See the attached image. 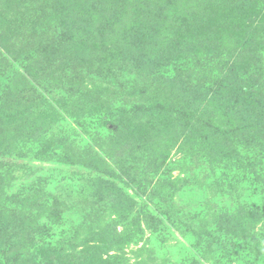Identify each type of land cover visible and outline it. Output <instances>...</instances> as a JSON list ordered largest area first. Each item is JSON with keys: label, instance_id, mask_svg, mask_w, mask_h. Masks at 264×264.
<instances>
[{"label": "rangeland", "instance_id": "1", "mask_svg": "<svg viewBox=\"0 0 264 264\" xmlns=\"http://www.w3.org/2000/svg\"><path fill=\"white\" fill-rule=\"evenodd\" d=\"M98 1L85 0V8L89 2L94 12L81 16L90 25L81 24L78 32L86 33L89 28L101 32L99 23L111 22L108 29L113 40L107 37V48L99 42V33L95 43H81L78 36L70 40L56 61L64 66L63 78H56L50 93L41 91L46 104L35 106L26 91L15 88L16 74L25 75L24 66L31 67V58L37 54L35 45L24 46L22 41L30 28L21 30L17 43L10 46L24 47L23 58L16 62L21 67L15 65L14 79L8 80L10 94L17 96L9 113L16 117H7L9 134L0 140V264H189L193 260L199 264H264V148L259 133L246 129V136L254 135L257 143L236 142L240 136L234 131L236 138L231 135L228 142H218L217 154V147L202 145L201 133L211 132V125L226 128L216 121L218 103L207 98L197 106L198 111H205L203 120L209 115L210 126L193 132L188 142L178 129L170 128L168 134L163 131L172 117L155 118L153 110L144 107L178 98L187 102V91H182L191 81L187 73L201 84L217 85L226 62L212 54L219 45L221 50L230 47L234 56L254 53L264 65V0H149L160 8L164 22L160 23L161 34L142 43V57L154 56L175 42L169 59L177 64L172 62L171 68L183 65L185 75L179 80L174 73L159 72L147 83L143 74L145 85L138 88L137 32L126 39L122 35L137 24V18L130 15L115 20L104 12L105 0ZM47 9L46 15H54L52 5ZM22 10H10L7 17L20 25ZM71 19L79 21V15L74 13ZM185 19L190 28L177 32L175 24ZM246 19L251 23H245ZM67 27L77 29L76 24ZM195 27L198 35L193 32ZM205 38L208 44L202 46ZM123 41H129L134 58L127 62L126 78H119L120 66L125 64L114 60V72L121 82L113 74L104 77L97 65L104 49H122ZM197 91L203 95L201 89ZM101 114L108 115L105 125L115 124L116 132L98 123L79 126L86 118ZM35 116L38 130L30 134ZM237 119L230 118L233 122L227 127L242 123L241 117ZM48 138L52 141L41 147ZM85 164L95 165L96 171ZM88 173L111 182L105 186ZM183 176L173 189L172 177ZM143 185L147 192L140 190ZM172 209L179 213L182 227L183 222L188 225L189 217L198 218V227H205L202 234L216 229L209 219L215 212H227V228L230 222V230L232 226L237 233L220 230L210 247L197 255L191 232L171 229L165 211Z\"/></svg>", "mask_w": 264, "mask_h": 264}, {"label": "trees", "instance_id": "2", "mask_svg": "<svg viewBox=\"0 0 264 264\" xmlns=\"http://www.w3.org/2000/svg\"><path fill=\"white\" fill-rule=\"evenodd\" d=\"M17 2V0H7V4H0V140L6 139L9 134L7 117H16V114L11 112L9 113V111L13 110L16 106L15 105L13 107V103L16 102L15 98L17 96L15 93L10 94L11 87L8 86V80L14 79L13 75L16 74L15 72H17L14 69L15 65L21 67V64L16 62L17 59L21 60L23 58L20 56V52L23 51L25 43L29 45H35V52L37 54L31 58L32 64L34 65H29L31 66L29 68L24 66V69L27 71L25 74L26 76L23 73L16 74L18 77V84H14V86L16 85L15 88H18L22 93H25L26 91L27 97L34 101V105L40 106L42 103L46 104L47 101V99H45V97L41 94V91L50 93L52 88L55 89V87H53V83L57 82L56 78L58 76H62L63 78V74L65 73L64 66L59 65L60 63L56 61H58L60 53L66 48L70 40L78 36L81 43H95L97 41V33H99V42L103 43L105 45L104 47L107 48V37H111V32L108 29L110 28L109 26L111 22L110 24L105 22H103V24L99 23L101 32H99V29L98 31H93L91 28H89L86 33L78 32L80 31L81 24H86L87 26L90 25V21L87 19L82 20L81 16L93 14L94 12V7L93 5H90L89 2L87 8H85V0H23L21 4H18ZM98 2L100 3L101 1L99 0ZM105 2L107 5H105L106 7L104 12H109L108 15L113 16L115 20H119V18L129 19L130 15H134V17L137 18V24L134 27L131 26L129 28V33L125 31L122 34L123 39H126L129 34H136L137 32V43H139V45H137V88L139 85H145L142 79L143 74L147 76V83L150 77L156 75L159 72H163L165 75L174 73L178 75L179 80L184 77L185 74L183 73V65L177 68L175 66L171 68L173 64L172 62L177 64V61L173 60L171 62L169 59L170 53L172 52V45H175V42H173L171 46H168L169 48L167 47L165 49L158 50L160 52L156 51L154 56L150 55V57H142V55L145 53L144 51H141L140 48L142 43H144L146 39L151 40L152 38H155L158 32H161L160 23L162 25L164 22V19L160 18L161 10L156 6V4H153L154 2L149 3V0H105ZM51 5L55 10V12H53L54 15H46L45 12L48 10L47 7L49 8ZM10 10H22L21 13L23 14V18L20 20L22 22L20 25L17 24V20L13 22L9 19V17H7ZM74 13L79 15V21L75 20L74 22L71 19V15ZM103 17H105V15H103ZM247 22L249 21L246 19L245 23ZM226 23L228 24L229 22ZM69 24L73 26L76 24L75 28L77 29L75 31H70L67 27ZM187 24L188 21L185 19L182 21V23L179 22V24H175L174 27L177 28V32L182 30L185 31V28L189 27ZM24 28H30L28 34L24 39H22L24 46L21 47L19 44L17 47L10 48V46H13L17 43L16 39H19L20 31ZM39 29H42L41 32ZM193 29V32L196 33L195 35H198L199 32L197 28L195 27ZM189 30L190 32L192 31L191 29H188V31ZM89 36H91V38H89ZM35 37L38 38L37 41H33V38ZM111 38L113 40V37ZM208 40V38H205V40L201 42L202 46L204 44H208ZM118 43L119 41H117L115 45H118ZM123 44L124 46L122 49H112L111 47L104 49L105 53L101 55L100 62L97 65L100 67V73L104 74V77L113 74V78H118L114 72L116 67L113 65V62L115 59H117V62L119 61L118 64L121 62L125 64L123 67L120 66L121 75H119V78H124L129 73V71L126 69L127 62H130L134 58V54L132 50L129 49V41H123ZM217 49L219 50L215 53H212L214 57L216 59L220 57L223 59L226 58V62H224L221 66V78L218 79L217 85H204L203 82L201 84V82L195 79L194 76L187 73L188 80L191 81H189L184 89H182V91H187V95L189 97L187 102H183L178 98L169 104L161 103L160 105L159 103H156L155 105L144 107L145 109L153 110V117L155 118H163V114L167 115L168 117H172L169 123H165L166 126H163V131H165V134H168L171 133L170 128L178 129L180 130L179 132H181L180 134L184 136L183 139L185 138L188 142V138L192 137L193 132H201V129L199 128L202 126H210L209 115L205 120H203L205 111H198L197 108L201 102H204L208 98L209 102L212 103L213 100V103H218V112L215 113L217 114L216 121H218L219 126L224 123L226 128H218L216 125H211L213 129L211 132L207 133V135L201 133L202 145L205 142L210 145L211 148H216L219 145L218 142H228L231 135L232 137L236 138L234 131L236 132L237 136H240V138L236 139V142H240L242 140L245 142H252L255 140L257 143L258 139L255 138L254 135L246 136V129H250L254 131V133H259L257 137L262 142V144H259H261V147L264 148V65L258 63V55L254 53L249 54V52L246 53L245 51V55L243 54L240 56V54L234 56V52L230 47H224L221 50L219 45ZM15 52H18V54L16 53L12 56V53ZM179 52L181 53V51ZM189 57L192 56L189 55ZM35 58L36 60H34ZM41 61H44V64L40 63ZM191 62L192 61L187 63L188 67ZM200 75L202 78L204 77L202 73ZM119 81H121V79H119ZM127 82L129 81L126 80L125 83ZM197 89L202 90V96L199 95ZM36 96L38 98L34 99ZM138 110L140 111L143 109L140 108ZM107 117L108 115L101 114L91 119L86 118L88 121L86 123H84L85 121H81L79 126L85 127L89 124L95 125L98 123L100 126H104L108 132H116L115 124L108 126L105 125V119H107ZM239 117L242 118V123H232L230 124V127H227L230 122H233L229 120L230 118L237 119ZM35 120L36 116L33 117L32 122L35 128L31 127L28 129L30 134H35V132L38 130V124L35 122ZM150 124L152 126L156 125V123L153 122ZM159 130L162 131L161 128ZM220 135L223 137L219 138ZM50 141L52 140L49 138L45 139L41 143V147L46 148L45 146ZM58 142H60V145L63 144L61 143V140ZM227 150L230 152V149ZM225 157H228V155H225ZM261 157L264 159V153H262ZM229 160L234 159L229 158ZM90 163L95 164L92 160H90ZM83 167L96 171L95 165L85 164ZM88 174L93 179H97L95 182L105 183V186L111 182L105 180L103 177L97 178V175L94 173ZM184 179L185 176L179 178L172 177V181L170 183H173L174 185L177 180L182 181ZM173 185L172 188L174 189L175 185ZM140 190L147 192L148 189H146L143 185ZM152 202L153 200L149 197L147 203L151 204ZM262 213H264V208L262 209ZM256 214L257 213H255V215ZM165 217L168 220L171 229H179V227H181L191 232L189 236H192L195 240L193 243V249L197 255H201L200 252L202 253V250L206 251L210 247L209 243L212 242L213 238L215 237V233L218 234L220 230H229L233 234L235 232L237 233V230H233L232 226V230H230V222L228 223L229 228H227V217H230V214L227 212H224L223 214L215 212L209 219L216 223V229L214 228V231L203 234L201 232L203 229H205V227H198V224H196V222H198V218L194 217L192 219L189 217L190 220L188 221V225L183 222L182 225L185 227H182L179 225L182 223V221L176 209L165 211ZM196 227H198V230ZM214 243L217 242L215 241L213 244ZM0 254L2 253L0 252ZM189 264L199 263L193 260Z\"/></svg>", "mask_w": 264, "mask_h": 264}]
</instances>
